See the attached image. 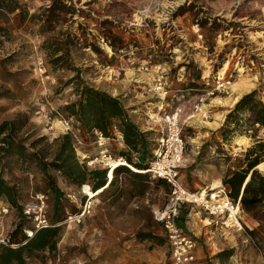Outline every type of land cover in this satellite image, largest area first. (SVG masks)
<instances>
[{"label": "rangeland", "instance_id": "obj_1", "mask_svg": "<svg viewBox=\"0 0 264 264\" xmlns=\"http://www.w3.org/2000/svg\"><path fill=\"white\" fill-rule=\"evenodd\" d=\"M156 62L168 66L172 82L179 72L187 74L181 81L190 88L180 109L182 181L188 188L221 181L227 189L225 176L245 166L256 140L264 141V129L246 112L238 115V126L229 124L235 132L221 133L243 95L255 90L264 103V0H0V122L26 117L0 145V179L12 187L15 203L0 214V238L19 225L29 232L39 214L59 227L53 249L26 264H173L153 218L169 185L144 168L158 133L157 126L148 128L156 110L147 101L156 100L145 98L147 87L134 88L145 66ZM85 89L134 104L126 114L146 125L142 145L127 146L116 121L108 136L81 128L65 107L77 106ZM199 98L204 105L195 109ZM65 133L73 148L63 167L54 156ZM100 151L113 158L125 152L143 166L128 163L90 197L84 190L93 191L88 172L103 167L88 161ZM87 200L89 212L77 220ZM206 217L200 211L188 231L197 241L198 264H264V201L251 213L241 207L239 230Z\"/></svg>", "mask_w": 264, "mask_h": 264}, {"label": "trees", "instance_id": "obj_2", "mask_svg": "<svg viewBox=\"0 0 264 264\" xmlns=\"http://www.w3.org/2000/svg\"><path fill=\"white\" fill-rule=\"evenodd\" d=\"M70 104L65 110L76 115L81 128L86 130L96 129L103 136L110 134L112 121L119 124V130L122 134L124 143L131 149L137 145H142L143 133L139 132L136 126L128 119L127 110L120 103L118 97H112L104 92L85 89L82 92L77 104ZM247 113V119L260 125L264 129V103L258 99L256 91L253 90L243 95L234 105L233 109L227 114L225 122L221 127V133L226 137L227 133L235 132V128H229V124L238 126V115ZM26 117L18 115L13 120H3L0 122V145L8 143L10 138L25 125ZM61 143L56 150L54 160L59 161L61 166H65L64 160L72 153L73 141L69 133L62 134L59 137ZM249 148L245 154V166L233 171L225 176L224 183L228 189V195L233 199H239L241 207L248 213L258 203L264 201V176L260 175L255 167L263 162L264 141H258ZM127 165H118L112 171L111 180L107 181L106 169H94L88 172L93 181L92 190L96 191L103 188L106 184L111 185L114 176L127 170L129 164L137 168H142L143 164L132 162L130 156L125 152H120ZM29 156L35 155L30 152ZM129 163V164H128ZM147 168V163L144 164ZM76 173H80L77 171ZM248 180L245 182L246 178ZM162 180V179H159ZM108 182V183H107ZM12 187L0 179V200L15 204L12 197ZM48 223V222H47ZM31 236H28L26 230L17 226L10 234L6 236V243L0 242V264H26V259L35 253L51 250L59 234V227L47 224L35 230L30 228Z\"/></svg>", "mask_w": 264, "mask_h": 264}, {"label": "built area", "instance_id": "obj_3", "mask_svg": "<svg viewBox=\"0 0 264 264\" xmlns=\"http://www.w3.org/2000/svg\"><path fill=\"white\" fill-rule=\"evenodd\" d=\"M160 90V83L155 86ZM180 109L175 108L166 114L157 125V137L151 157L146 161V171L151 177L162 179L169 185V192L166 203L163 207L153 211L154 220L160 224L167 244L169 245L170 258L173 264H198L194 253L197 241L188 235L181 218L191 215L188 208H196L198 212L203 211L208 216L220 222L225 228L241 229V204L239 199H233L228 195L225 185L218 181L196 189H188L180 178V168L184 162L186 142L183 136V127L180 119ZM66 130L69 129L65 124ZM103 139L99 137V140ZM119 163V164H118ZM88 164H95L107 170L106 176L111 179L109 172L118 165H127L121 156L113 158L100 151L88 161ZM99 167V168H100ZM43 195H37L42 208ZM10 208L9 203L0 200V214H6ZM90 202H85L81 214L76 216L77 220L85 213L89 212ZM44 215L34 216L33 228L37 230L41 226L47 225ZM31 232V231H29ZM32 233V232H31ZM28 236H31L27 232ZM1 243H6V236L0 238Z\"/></svg>", "mask_w": 264, "mask_h": 264}, {"label": "crops", "instance_id": "obj_4", "mask_svg": "<svg viewBox=\"0 0 264 264\" xmlns=\"http://www.w3.org/2000/svg\"><path fill=\"white\" fill-rule=\"evenodd\" d=\"M167 67L168 66L163 64V63H158V62L148 63V65L145 66L146 71H144L140 76L141 77V79L139 80L140 82L134 83V86H136L134 88H137V89H139L138 87H141L144 89L147 87L146 90H144V92L145 91L147 92V96L145 98H153L154 97L155 98L154 100H156L155 102L153 101V103L150 101L149 102L147 101V104H152L151 109L156 110V113H154L153 116H151V121H148L149 122L148 125H150L148 128L153 129V127H156L160 123V120L163 118V116L172 112L175 108L183 109V107H184L183 104L186 101H188L186 99V95L188 94L187 91H189L190 88L185 87L184 85H182V82H181L182 78L184 77V79H185V77L187 76L186 72H184L183 74L179 72L178 76L176 77V80L172 82L169 79V74L167 73L168 72ZM157 82L160 83V90L155 87L157 85ZM148 91L150 94H148ZM240 96L234 97V102L237 101V99ZM112 97H115V96H112ZM118 99L125 109H127L131 105H134V104H128L127 102H125L124 97H119ZM181 99L183 100V102ZM137 102L140 103L141 100H137ZM176 102H179V103L177 104ZM200 102L201 103L203 102V98H199L198 101L195 103L196 105H193L195 109L202 108L204 103H202L200 105ZM175 104H177V105H175ZM148 108H150V107H148ZM131 111H134V110L132 109ZM132 113H134V112H132ZM128 117H129V120L136 126V128L140 132H143L146 129V127H145L146 125H144V122L140 121V126H139L137 124L138 119L134 120L133 118H130V114L128 115ZM181 117L182 116L180 114V119H181ZM149 118H150V116H149ZM119 145H121V143H119ZM152 151H153V149H152ZM180 178H181V176H180ZM197 185L201 186L197 183H194L189 188L186 185L185 186L190 190H196V189L201 188V187L197 188ZM199 213L200 212H196L193 214L191 213V215L189 216V219H191V221H187V219L184 220L183 228L188 235H190L188 231L190 229L191 230L193 229L194 222L196 223V219H197V216L199 215ZM209 217L210 216H208L206 218H209ZM193 220H194V222H193ZM212 220H215V219H212ZM190 236L193 237L192 235H190ZM196 249H197V247L195 248L194 253H196Z\"/></svg>", "mask_w": 264, "mask_h": 264}, {"label": "bare ground", "instance_id": "obj_5", "mask_svg": "<svg viewBox=\"0 0 264 264\" xmlns=\"http://www.w3.org/2000/svg\"><path fill=\"white\" fill-rule=\"evenodd\" d=\"M202 123L204 124H206V122L205 121H202ZM208 125H211L212 127H213V125H215L214 123H212V122H208L207 123ZM119 164V163H118ZM257 168L258 169H260V170H264V161L263 162H260L258 165H257ZM109 176L111 177L112 176V173H111V171L109 172ZM218 181H216V182H213V185H215V183H217ZM84 190H85V192L90 196V197H93V196H95L97 193H98V191L99 190H96L95 192L94 191H90L89 190V188L87 187V186H84ZM29 234H32L31 232H28Z\"/></svg>", "mask_w": 264, "mask_h": 264}, {"label": "water", "instance_id": "obj_6", "mask_svg": "<svg viewBox=\"0 0 264 264\" xmlns=\"http://www.w3.org/2000/svg\"><path fill=\"white\" fill-rule=\"evenodd\" d=\"M248 180V177L246 178L245 182Z\"/></svg>", "mask_w": 264, "mask_h": 264}]
</instances>
